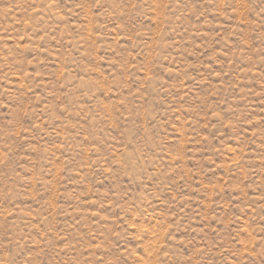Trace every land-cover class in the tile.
I'll return each mask as SVG.
<instances>
[{"label":"rangeland","instance_id":"1","mask_svg":"<svg viewBox=\"0 0 264 264\" xmlns=\"http://www.w3.org/2000/svg\"><path fill=\"white\" fill-rule=\"evenodd\" d=\"M0 264H264V0H0Z\"/></svg>","mask_w":264,"mask_h":264}]
</instances>
